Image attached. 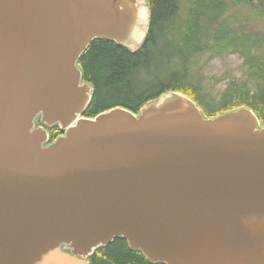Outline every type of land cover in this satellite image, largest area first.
<instances>
[{
	"label": "water",
	"instance_id": "obj_1",
	"mask_svg": "<svg viewBox=\"0 0 264 264\" xmlns=\"http://www.w3.org/2000/svg\"><path fill=\"white\" fill-rule=\"evenodd\" d=\"M150 18L148 0H0V264H90L116 238L153 264H264L252 110L207 118L166 92L84 117L82 55L135 53Z\"/></svg>",
	"mask_w": 264,
	"mask_h": 264
},
{
	"label": "trees",
	"instance_id": "obj_2",
	"mask_svg": "<svg viewBox=\"0 0 264 264\" xmlns=\"http://www.w3.org/2000/svg\"><path fill=\"white\" fill-rule=\"evenodd\" d=\"M253 1L256 0H235L238 3L231 4L229 0H148L149 30L137 52L114 41L95 40L82 55L78 66L83 81L94 89L84 117L93 119L117 107L138 114L162 94L179 92L192 99L207 118L249 108L264 127V48L258 47L261 34L245 28L234 15V8L243 4L264 16V0H259V5ZM230 53L245 56L251 81H229L217 99L208 89L200 61L203 56L211 59ZM154 68L156 73H152ZM165 74L164 82L154 80ZM49 133L51 141L62 134L57 126ZM89 261L153 264L140 251L130 249L123 238L97 249Z\"/></svg>",
	"mask_w": 264,
	"mask_h": 264
},
{
	"label": "rangeland",
	"instance_id": "obj_3",
	"mask_svg": "<svg viewBox=\"0 0 264 264\" xmlns=\"http://www.w3.org/2000/svg\"><path fill=\"white\" fill-rule=\"evenodd\" d=\"M259 5V0L253 1ZM261 2V1H260ZM231 4H237L235 0H229ZM242 5V6H241ZM243 4L234 8L235 17L243 23L245 28L251 29L253 31H258L261 34L259 48H264V16L256 13L251 8L243 7ZM253 54L254 49L252 50ZM204 66L203 76L206 78V83L208 84V89L217 99L220 97L221 93L228 87L229 81L235 82H250V64L246 61L244 55L239 53H230L224 56L207 59L203 56L200 61ZM156 73V68L152 69V73ZM214 77L216 79H214ZM167 79V75L164 77L155 76V81L164 82ZM254 85V83H250Z\"/></svg>",
	"mask_w": 264,
	"mask_h": 264
}]
</instances>
